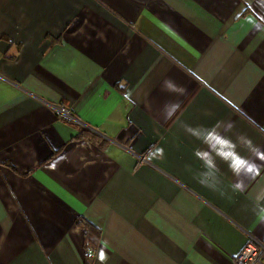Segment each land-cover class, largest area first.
<instances>
[{"label": "crops", "instance_id": "obj_1", "mask_svg": "<svg viewBox=\"0 0 264 264\" xmlns=\"http://www.w3.org/2000/svg\"><path fill=\"white\" fill-rule=\"evenodd\" d=\"M261 215L264 0H0V264H237Z\"/></svg>", "mask_w": 264, "mask_h": 264}, {"label": "built area", "instance_id": "obj_2", "mask_svg": "<svg viewBox=\"0 0 264 264\" xmlns=\"http://www.w3.org/2000/svg\"><path fill=\"white\" fill-rule=\"evenodd\" d=\"M57 113L60 118L69 124H78L77 118L65 107H58ZM88 258H92L93 254L89 252ZM237 264H264V242H257L249 239L243 249L236 257Z\"/></svg>", "mask_w": 264, "mask_h": 264}, {"label": "trees", "instance_id": "obj_3", "mask_svg": "<svg viewBox=\"0 0 264 264\" xmlns=\"http://www.w3.org/2000/svg\"><path fill=\"white\" fill-rule=\"evenodd\" d=\"M74 125V124H73ZM78 130V137L79 138H85L90 140L93 143L102 144V141H100L96 136H94L92 133L87 131L86 129H83L82 127L78 125H74ZM103 147V144H102ZM76 225L79 226L82 231L84 232L85 236V250L86 251H93L100 240V230L93 227L91 224H89L86 220L82 218H78L76 220ZM93 249V250H92ZM83 264H92V259L88 258L87 255L85 256L84 263Z\"/></svg>", "mask_w": 264, "mask_h": 264}, {"label": "clouds", "instance_id": "obj_4", "mask_svg": "<svg viewBox=\"0 0 264 264\" xmlns=\"http://www.w3.org/2000/svg\"><path fill=\"white\" fill-rule=\"evenodd\" d=\"M164 88L167 91L175 92V93L178 92L180 94H184L185 91H186V89H184L182 86H179V85L175 84V82H173L171 80L165 81ZM178 107H179L178 102L177 103H169V104L165 105V111L170 116L172 114V112L175 109H177ZM229 143H231V142L229 141ZM160 152L162 154L163 150L160 149ZM217 155H220V153H217ZM205 164H206V167L209 168V169H213L214 168V165L210 161H206ZM234 171H235V169H234ZM205 175H207V173H205ZM200 183L205 185V186H207V187H212V185H210L207 180H200ZM258 219H259L260 222L264 223V215L259 216Z\"/></svg>", "mask_w": 264, "mask_h": 264}]
</instances>
